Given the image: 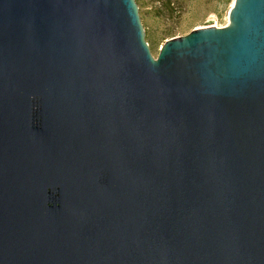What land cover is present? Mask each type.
Masks as SVG:
<instances>
[{"label":"water","instance_id":"1","mask_svg":"<svg viewBox=\"0 0 264 264\" xmlns=\"http://www.w3.org/2000/svg\"><path fill=\"white\" fill-rule=\"evenodd\" d=\"M0 264H264V0H0Z\"/></svg>","mask_w":264,"mask_h":264},{"label":"rangeland","instance_id":"2","mask_svg":"<svg viewBox=\"0 0 264 264\" xmlns=\"http://www.w3.org/2000/svg\"><path fill=\"white\" fill-rule=\"evenodd\" d=\"M235 0H136L155 56L170 39L207 27L229 24Z\"/></svg>","mask_w":264,"mask_h":264}]
</instances>
